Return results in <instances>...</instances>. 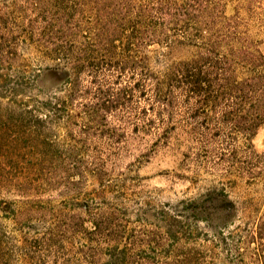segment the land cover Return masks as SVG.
<instances>
[{"label": "rangeland", "instance_id": "obj_1", "mask_svg": "<svg viewBox=\"0 0 264 264\" xmlns=\"http://www.w3.org/2000/svg\"><path fill=\"white\" fill-rule=\"evenodd\" d=\"M222 4L264 54V0ZM4 7L19 57L3 72L26 71L32 89L12 106L0 100V264H264V124L249 145L224 138L214 114L205 124L182 105L160 112L150 91L126 89L127 102L107 111L95 89L70 97L66 72L33 49L47 40L40 24L29 37L25 0ZM105 76L114 99L132 87ZM45 100L67 104L38 109ZM199 125L219 138L181 134Z\"/></svg>", "mask_w": 264, "mask_h": 264}, {"label": "trees", "instance_id": "obj_2", "mask_svg": "<svg viewBox=\"0 0 264 264\" xmlns=\"http://www.w3.org/2000/svg\"><path fill=\"white\" fill-rule=\"evenodd\" d=\"M222 1L25 0L35 15L28 26L29 37L40 24V35L47 40L33 49L54 69L66 72L62 86L70 97L95 89L98 97L105 96L97 108L107 111L127 102L128 89L141 95L150 91L160 112L171 116L173 108L182 105L190 119L205 124L214 114L220 129L229 130L224 138L243 139L250 145L264 124V54L238 14L225 16ZM8 10L0 8V100L7 99L6 105L12 106L11 99L32 88L25 82L26 71L13 76L3 72L19 57L18 46L5 38L13 34L8 29ZM150 46L164 53L154 58ZM162 61L160 70L154 68ZM106 73L116 80L127 77L132 87L124 86L114 99L115 94H108ZM82 76L89 78V86L81 85ZM35 104L41 110L58 111L67 103ZM176 131L171 125L161 137ZM208 131L199 125L181 134L219 138L220 133ZM232 153L236 156V150Z\"/></svg>", "mask_w": 264, "mask_h": 264}]
</instances>
